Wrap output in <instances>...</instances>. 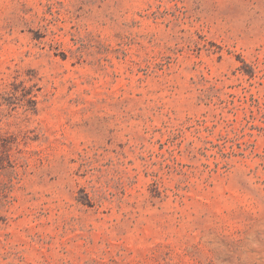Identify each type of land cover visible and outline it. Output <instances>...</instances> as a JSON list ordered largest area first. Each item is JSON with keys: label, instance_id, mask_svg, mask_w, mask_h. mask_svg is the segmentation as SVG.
<instances>
[{"label": "rangeland", "instance_id": "obj_1", "mask_svg": "<svg viewBox=\"0 0 264 264\" xmlns=\"http://www.w3.org/2000/svg\"><path fill=\"white\" fill-rule=\"evenodd\" d=\"M0 264H264V0H0Z\"/></svg>", "mask_w": 264, "mask_h": 264}]
</instances>
